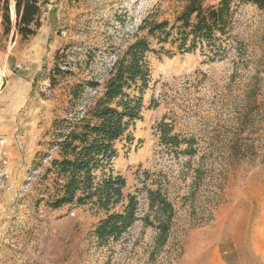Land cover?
Here are the masks:
<instances>
[{"label":"rangeland","instance_id":"rangeland-1","mask_svg":"<svg viewBox=\"0 0 264 264\" xmlns=\"http://www.w3.org/2000/svg\"><path fill=\"white\" fill-rule=\"evenodd\" d=\"M40 1L33 35L0 24V264H198L212 248L229 264H264L256 242L264 230V9L232 5L223 57L145 54L141 118L131 140L114 143L125 186L111 209L121 210L131 193L139 218L101 244L94 228L106 211L94 199L49 206L54 121L80 113L95 95L86 86L70 102L69 87L102 83L127 44L146 35V21L218 0ZM172 135L186 143L175 147ZM148 190L171 203L169 218L158 216L165 232Z\"/></svg>","mask_w":264,"mask_h":264},{"label":"trees","instance_id":"trees-1","mask_svg":"<svg viewBox=\"0 0 264 264\" xmlns=\"http://www.w3.org/2000/svg\"><path fill=\"white\" fill-rule=\"evenodd\" d=\"M240 3L264 9V0H218L216 4L189 5L172 20L146 21L142 27L146 35L127 44L102 83L84 79L69 87L70 102H76L86 86L92 88L95 95L80 113L67 110L65 117L54 121L51 147L55 156L45 170L54 176L55 193L49 206L57 208L73 201L84 204L94 199L97 206L106 211L94 228L101 244L109 238L118 239L139 218L137 198L131 193L127 194L121 210L111 209L121 201L125 186L124 177L113 167L118 156L114 143L123 136L131 140L129 129L141 118L142 94L149 81L145 54L162 52L171 57L200 50L209 60L223 57L226 50L223 40L231 34L235 11L232 5L237 7ZM41 8L40 0H0L3 31L8 33L13 28L23 38L33 35L41 25ZM159 125L162 126V122ZM169 130L160 127L161 136ZM174 137L177 136L172 135L170 142L175 147L186 143ZM148 197L151 209L155 204L158 206L155 216L167 214L169 218L171 203L152 190H148ZM156 228L165 232L167 224L158 217Z\"/></svg>","mask_w":264,"mask_h":264},{"label":"crops","instance_id":"crops-1","mask_svg":"<svg viewBox=\"0 0 264 264\" xmlns=\"http://www.w3.org/2000/svg\"><path fill=\"white\" fill-rule=\"evenodd\" d=\"M262 239V240H260ZM260 240V241H259ZM257 246L260 248L264 244V230L261 229L258 233V238H256ZM198 264H229V262L224 258V256L217 251V249L212 248L208 253V256L201 263Z\"/></svg>","mask_w":264,"mask_h":264},{"label":"water","instance_id":"water-1","mask_svg":"<svg viewBox=\"0 0 264 264\" xmlns=\"http://www.w3.org/2000/svg\"><path fill=\"white\" fill-rule=\"evenodd\" d=\"M12 13H13V15H14V10L12 9Z\"/></svg>","mask_w":264,"mask_h":264}]
</instances>
